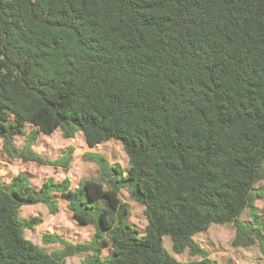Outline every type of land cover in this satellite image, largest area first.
Masks as SVG:
<instances>
[{
    "label": "trees",
    "instance_id": "obj_1",
    "mask_svg": "<svg viewBox=\"0 0 264 264\" xmlns=\"http://www.w3.org/2000/svg\"><path fill=\"white\" fill-rule=\"evenodd\" d=\"M81 130L89 146L122 142L126 178L100 157L110 186L90 178L35 191L19 174L0 175V264H60L92 251V264H216L194 235L234 222V246L264 251L255 201L264 180V0H0V140ZM70 157V156H69ZM68 160L65 162L69 163ZM145 205L139 235L120 189ZM61 192L79 224H94L87 242L46 251L25 236V204L59 211ZM249 208L254 223L241 219ZM189 247L200 259L180 261ZM109 255L101 257L103 248Z\"/></svg>",
    "mask_w": 264,
    "mask_h": 264
},
{
    "label": "rangeland",
    "instance_id": "obj_2",
    "mask_svg": "<svg viewBox=\"0 0 264 264\" xmlns=\"http://www.w3.org/2000/svg\"><path fill=\"white\" fill-rule=\"evenodd\" d=\"M15 146L20 152L27 153L30 150L38 153L42 158L54 162L42 163L38 160L25 159L19 155H10L3 147L0 140V175L7 182L24 174L35 191H38L45 183L54 181L56 183L69 180L72 190L80 188L81 184L90 178H103L107 186L110 171L104 168L98 159L103 157L106 162L115 168V174L120 178L129 175L131 164L129 156L121 141L111 139L94 147L88 145L81 130L74 137H64L61 129L51 134L36 132L35 127L26 124L25 134L15 137ZM70 156V157H69ZM69 163L65 162L68 160ZM256 191L262 196L257 197L255 205L260 222L264 223V180L256 184ZM59 203V211L51 214L46 203L25 204L20 209V215L24 220H34L32 227L25 229V236L34 243L52 252L58 248H64L62 241H46L45 235H59L63 240L73 243L90 241L94 232V224H79L74 218L72 211L67 207V201L61 192L54 191ZM120 196L129 205V222L137 229L139 235H143L149 223L145 214V205L131 197L129 186L120 189ZM241 219L254 223L249 208H246ZM236 234L234 222L224 224H212L208 229L194 235L195 241L204 249L216 264H264V251L259 242L252 246H234L233 239ZM165 249L180 261H191L200 259V255L192 253L189 247L177 253L173 249V243L169 236L164 237ZM109 249L103 248L101 257L109 255ZM92 251H84L69 255L60 264H92L90 257Z\"/></svg>",
    "mask_w": 264,
    "mask_h": 264
}]
</instances>
